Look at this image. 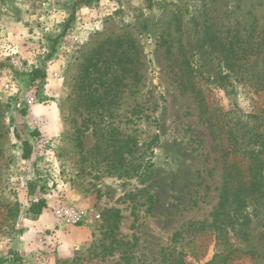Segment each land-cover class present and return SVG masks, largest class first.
<instances>
[{
	"label": "rangeland",
	"instance_id": "rangeland-1",
	"mask_svg": "<svg viewBox=\"0 0 264 264\" xmlns=\"http://www.w3.org/2000/svg\"><path fill=\"white\" fill-rule=\"evenodd\" d=\"M86 1L0 0V264H264L262 209L226 176L250 180L234 135L264 139V52L253 85L223 52L264 0Z\"/></svg>",
	"mask_w": 264,
	"mask_h": 264
},
{
	"label": "trees",
	"instance_id": "trees-1",
	"mask_svg": "<svg viewBox=\"0 0 264 264\" xmlns=\"http://www.w3.org/2000/svg\"><path fill=\"white\" fill-rule=\"evenodd\" d=\"M87 2H89V0H87L86 3ZM73 20L74 14H72L69 23ZM225 46L226 48L223 52L224 66L226 67V69L232 73H236L237 75H239L238 79L243 80L246 83L251 84V82L257 81L258 76L256 64L259 57L261 56V53L264 52V30L261 32L260 35L257 36L254 32L250 37L242 36L241 33L237 31ZM40 75L41 72L38 70L32 73L34 79H37ZM191 77L192 76H190L186 81V88L187 90L194 91L197 95V98H199L200 96H202V94L199 92L200 90L197 89V84L192 82ZM255 129L256 127L251 130H244L243 133L240 135L239 141L237 139V135H234L233 138L239 143L240 149H250V152L248 153V175L250 176V180L245 183L244 179L246 176H244L241 172L236 174L233 171L232 167L228 168V170L226 171V176L229 179L230 183H234L237 181L236 186L237 188H239V194L242 196V199L244 201H248L249 199L250 201L252 200L258 203L264 215V158H260L264 155V139L262 134H256ZM248 134H250L251 136ZM237 142H235L234 145H236ZM248 144L251 145L248 146ZM228 146L231 147V145ZM236 149L238 148H235V150ZM30 150L31 147L26 144L24 148L25 158H28L30 156ZM35 188L36 183L31 182L29 184L30 194L33 195L35 193ZM46 208V200L40 198L32 203L31 207L28 210V216L39 217L42 215L44 209ZM252 254L255 255V253Z\"/></svg>",
	"mask_w": 264,
	"mask_h": 264
},
{
	"label": "built area",
	"instance_id": "built-area-1",
	"mask_svg": "<svg viewBox=\"0 0 264 264\" xmlns=\"http://www.w3.org/2000/svg\"><path fill=\"white\" fill-rule=\"evenodd\" d=\"M40 123L45 124L47 123V120L43 119ZM57 216L61 221L70 226L78 225L84 219V214L80 210L69 207H62L59 209Z\"/></svg>",
	"mask_w": 264,
	"mask_h": 264
},
{
	"label": "crops",
	"instance_id": "crops-1",
	"mask_svg": "<svg viewBox=\"0 0 264 264\" xmlns=\"http://www.w3.org/2000/svg\"><path fill=\"white\" fill-rule=\"evenodd\" d=\"M52 216H49L47 213V209L44 211L43 215L41 216V219H44V221H48L50 223L51 220H53L54 222V218H52ZM47 222V223H48ZM46 226V225H45ZM47 227V226H46Z\"/></svg>",
	"mask_w": 264,
	"mask_h": 264
}]
</instances>
